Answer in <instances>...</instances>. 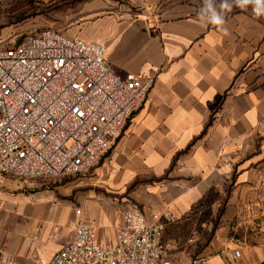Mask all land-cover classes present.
I'll return each mask as SVG.
<instances>
[{
	"label": "crops",
	"instance_id": "1",
	"mask_svg": "<svg viewBox=\"0 0 264 264\" xmlns=\"http://www.w3.org/2000/svg\"><path fill=\"white\" fill-rule=\"evenodd\" d=\"M203 3H86L90 19L74 35L105 43L117 74L155 82L95 166V187L75 193L14 176L0 185V264H46L81 218L113 237L130 205L175 215L165 238L183 249L170 255L175 264H190L192 252L264 264V16L234 6L225 34L200 20ZM185 224L191 234L173 230ZM199 224L214 228L207 241Z\"/></svg>",
	"mask_w": 264,
	"mask_h": 264
},
{
	"label": "built area",
	"instance_id": "2",
	"mask_svg": "<svg viewBox=\"0 0 264 264\" xmlns=\"http://www.w3.org/2000/svg\"><path fill=\"white\" fill-rule=\"evenodd\" d=\"M154 82L153 75L117 74L105 43L52 28L0 46V185L8 176L89 172ZM175 219L130 205L115 235L102 240L95 221L81 218L46 264H175L164 237ZM190 264L213 263L199 254Z\"/></svg>",
	"mask_w": 264,
	"mask_h": 264
},
{
	"label": "rangeland",
	"instance_id": "3",
	"mask_svg": "<svg viewBox=\"0 0 264 264\" xmlns=\"http://www.w3.org/2000/svg\"><path fill=\"white\" fill-rule=\"evenodd\" d=\"M89 1L90 0H0V46L8 45L13 41L19 42L21 37L25 34L34 33L44 28H52L70 36H79L74 35L73 31L90 19L85 11L86 3ZM115 140L116 139H113L112 144ZM109 149L104 151L101 157L105 155ZM94 168L86 173L80 172L52 177L36 176L32 178L40 179L44 181L45 184L55 186L59 189L72 187L75 193H79L81 190H86L87 187H95V185H98L94 184ZM100 189L97 188V191ZM173 230L176 232L189 231L191 234V229L187 224L181 226V228L176 227ZM197 230L204 234V239L207 241L211 237L214 228H205L199 224ZM166 234L167 230L165 232V238H167ZM172 239L174 241L170 240L172 245L169 250V255H179V253H183V249L179 245V240ZM198 254V252H192L189 253V256H191L193 260Z\"/></svg>",
	"mask_w": 264,
	"mask_h": 264
},
{
	"label": "clouds",
	"instance_id": "4",
	"mask_svg": "<svg viewBox=\"0 0 264 264\" xmlns=\"http://www.w3.org/2000/svg\"><path fill=\"white\" fill-rule=\"evenodd\" d=\"M249 5L252 6L254 16H264V0H220L218 6L216 0H204L198 15L201 21L217 26L227 34V29L223 27L226 23V14L231 12L234 6L246 9Z\"/></svg>",
	"mask_w": 264,
	"mask_h": 264
}]
</instances>
